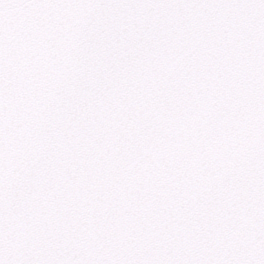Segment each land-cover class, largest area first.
I'll return each mask as SVG.
<instances>
[{
  "label": "snow or ice",
  "instance_id": "6c2138e0",
  "mask_svg": "<svg viewBox=\"0 0 264 264\" xmlns=\"http://www.w3.org/2000/svg\"><path fill=\"white\" fill-rule=\"evenodd\" d=\"M0 264H264V0H0Z\"/></svg>",
  "mask_w": 264,
  "mask_h": 264
}]
</instances>
